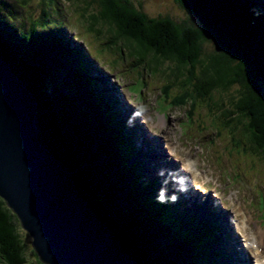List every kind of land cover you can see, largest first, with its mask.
Masks as SVG:
<instances>
[{"label":"trees","instance_id":"16d2710c","mask_svg":"<svg viewBox=\"0 0 264 264\" xmlns=\"http://www.w3.org/2000/svg\"><path fill=\"white\" fill-rule=\"evenodd\" d=\"M34 1L1 0L9 16L0 13V57L25 81L38 102L41 141L69 168L84 199L90 192L100 194L87 202L93 208L98 202L104 218L108 220L111 213L127 214L123 217L126 226L119 228L114 221L108 222H114L110 223L114 237L138 264H198L203 256L193 255L178 239L182 235L174 218H165L151 193L135 184L124 170L118 173L115 169L116 161H120L118 169L127 167L122 156L131 146L122 122L113 117V105L106 101V87L94 75L85 50L74 47L56 29H39L48 22L40 13L44 15L47 1L53 0H38L41 9L37 19L28 17ZM175 1L189 20L163 14L151 17L134 0H79L87 5L82 13L95 6L87 22L91 31L105 37L104 47L134 62L123 63L127 67L123 73L138 78L149 67L153 70L146 71L156 80L164 74L169 80L163 85L166 91L170 87L179 92L172 103L169 100L170 109L187 106V117L193 120L205 108L197 104L199 95L194 96L191 89L201 88L209 99L205 106L209 108L211 132L222 137L226 133L230 145L239 144L236 148L241 151L235 152H244L251 160L248 165L256 164V170L249 173L255 174L264 169V4L260 0ZM24 20L29 21V27ZM210 29L216 35L212 50L206 48L212 42ZM103 51L98 48L99 53ZM119 63L111 60L115 67ZM110 170L115 174L112 178L106 176ZM126 184V197H134V202L128 211V205L120 204L123 211L118 213L113 203L119 199L120 186ZM27 234L0 197L2 264H44Z\"/></svg>","mask_w":264,"mask_h":264},{"label":"water","instance_id":"95a60500","mask_svg":"<svg viewBox=\"0 0 264 264\" xmlns=\"http://www.w3.org/2000/svg\"><path fill=\"white\" fill-rule=\"evenodd\" d=\"M38 102L0 57V197L44 264H138L44 145Z\"/></svg>","mask_w":264,"mask_h":264},{"label":"rangeland","instance_id":"374dc122","mask_svg":"<svg viewBox=\"0 0 264 264\" xmlns=\"http://www.w3.org/2000/svg\"><path fill=\"white\" fill-rule=\"evenodd\" d=\"M9 1H12V0H9ZM260 1L262 2V4H264V0H260ZM134 2L138 5L140 4L141 8L151 17L159 16L163 14V15H170V17L176 20L188 19V15L186 11L182 9L176 3L175 0H134ZM40 3L41 2L38 0L32 3V9L30 10L28 17H33L35 19L38 18V13L41 9ZM47 3H49L48 4L49 6L46 9V13L44 15L40 13V16L42 18H48L46 19V21L48 22H46L43 27L40 26L39 29H43V30H50V29L55 30L56 29L57 30V28L62 27L60 31L58 32L60 35L63 36V34H66L67 37L69 38L67 39L69 40L70 43H72L74 47L77 48L78 46V48L80 49V47L82 46L84 48L83 50H85L86 57H87L86 60L88 61L89 65L91 64L94 68V71H95L94 75L96 74L97 77L101 76V74L103 73L107 75L105 76V78L107 79V82H106L107 85L110 84L111 88L115 87L116 90H119V88H120V91L124 90L126 92L125 97L127 98V101H129L132 104L133 108H139V109L142 108L144 109V111L146 110L145 114L147 115L148 118H150L149 120L151 121L152 127L154 128L152 131H155L153 133H156V131L161 129L162 126H166L167 128L164 131L165 136L166 138L170 140V142H172V144L174 145V148L178 152L181 151L180 153L182 155L186 154L190 156L191 158H195L194 153L195 154L198 153L200 165L202 167L207 166L209 167L211 171L214 172V173L211 172L210 177L204 176L201 178V180L211 181V185L216 187V190L209 189L208 187V188H203L204 191H210V193L212 192L215 195V197H218L222 206H225L227 208L226 202H225V196L223 195V191H222L223 186L219 184L218 177H220L223 179L224 187H225V182L229 186L232 185L235 193H238L236 191L237 189L236 184L238 185L237 187L240 188V190L239 189L237 190H239L240 194H242L245 197L243 199L248 202L246 204L245 201L243 200L245 205L239 208L242 213L244 211V207L248 208V206L252 207V206L258 205V208L260 210H264V200H262L258 204L257 199L254 198L255 195H253L250 192V190L253 187L256 189V192H259V193H261L262 191L264 192V183L263 182H261L260 184L258 183L259 181H262V180L259 179L255 175L256 173L252 174V177L249 176L246 172H243L245 175H239L240 170H241L240 165H238L239 161L244 160L245 158V161L249 163L251 162V160L247 156H245L244 152L242 153V155H239L235 151L228 149L229 147L227 148L225 145L224 147L226 148L224 149V152L221 154L217 153L215 150L212 149V146H213L212 144L211 146H208V147L204 146L203 142H207L209 141V139L212 140L215 137V135L214 134L208 135L207 131L200 132L198 130L199 129L198 126H196V123L188 122L187 113H185V108L187 106L180 107V108H176L173 106L170 109L168 105L169 103L168 96L172 94L178 96L179 92H176L174 89H171L170 87L168 88L169 92L166 91V89L162 86V84H166V82L169 80L164 77V74L163 75L160 74L161 75L160 79L156 80L155 79L156 77L153 76L151 72L146 71V70H153V69H150L149 67H146L144 74L140 75V77L138 78L134 77V75L131 76V75H126L125 72L123 73L124 65L125 66L127 64L130 65L134 62H132L131 59L128 58V56H125L123 57L124 59H122L117 54L115 55L114 54L115 50L113 51V53L109 52L103 45L106 43V39H103L105 37L104 36L99 37L96 32L90 30V25L87 22V17L90 15L91 11H95L94 10L95 6H92L91 9H89L88 11L89 13L85 14V13H82L83 11L82 7H87V5L82 4L81 2H79V0H53L52 2L47 1ZM59 6L61 7L60 8L61 10L62 9L64 10V11L62 10L61 13L59 12ZM97 8L98 7L96 4V12H97ZM0 13H3L9 16V12L7 11V5L1 4V0H0ZM191 21L193 22V18H191ZM24 22L27 27L30 26V23L28 20H24ZM104 30H107V29H104ZM214 33L215 32L212 29H210V31L208 32L209 37L211 38L209 39V41H212V42H208L206 45V48L209 50L214 49V47L216 46V44L214 43L216 39V35ZM98 48H101L104 51L99 53ZM96 56L97 57L100 56V58H96ZM237 56L238 58L240 57V55L238 54ZM113 58L120 60L119 66L115 67L114 64H111V60ZM137 69H139V67H137ZM139 71L141 70L139 69ZM134 74L137 76L136 73ZM145 85H147V87H145L143 90H140ZM262 90L264 89L262 88ZM191 91L194 96L199 95V98H198L199 100L200 99L203 100V97L200 95L202 92L201 88L192 87ZM184 93L187 94V89H185ZM188 93H189V89H188ZM137 96L143 99V101L138 102V100H136ZM217 97L218 96L216 95V98ZM199 100H197V103L200 105L201 102ZM199 111L202 117L200 119L201 122L210 124V118L208 116L210 114L209 110H205V111L199 110ZM189 125H191L190 128H188ZM221 137L222 135L219 136V138ZM222 139H223V143L229 142L228 138L225 136L222 137ZM162 143H163L162 145L165 148L164 150H166L165 154L169 156V151H171L169 142L163 139ZM218 145L223 146L221 144H218ZM182 148H183V151H182ZM185 151H187V153H185ZM241 156H243V158H241ZM176 157H177L176 159L178 160L181 158V156H179L178 154L176 155ZM144 158L146 159H144L143 161L147 164L148 162L151 164L150 161H153L149 156H145ZM119 163L120 161L115 162V169L117 168V170H118ZM125 164H127V162ZM89 165L92 166L93 164H89ZM244 166L249 168L248 165H244ZM253 166L254 165H250L251 169ZM262 166L263 165H261V167ZM76 168L81 169L78 167ZM198 169L200 173L203 172V169L201 168H198ZM262 170L264 171V169ZM102 172H101V175H102ZM106 176L112 178V176H115V174L112 172V170H110ZM224 176H228L227 177L228 181L229 180L234 181L236 182V184L227 182ZM97 185L100 189H102L99 182H97ZM127 189H128L127 184L126 186L121 185L120 188L118 189L119 199L117 202L113 203L115 210L118 211V213H120V211L123 209L122 207L123 205H128V209L130 208L129 206L133 205L134 197L131 199H128L126 197L127 195L125 193ZM225 192L229 195V197L231 196V198L235 202L236 201L240 202V198H238L236 195L229 194L226 190ZM86 195H87V199H85L86 202L88 199H90V201L93 202L94 201L93 198L95 196L98 197V195L100 194L98 192L95 193L94 191V192H90V195L88 193ZM137 195L136 197L138 199ZM194 200L195 198H192L190 202H193ZM229 203L230 201H228V204ZM120 204H122V206H120ZM98 206H99V203L96 202V208H94L95 212L97 214L103 215L99 212L100 210L99 208H97ZM229 208L232 211L234 210L232 206H230ZM242 213L240 215V220L243 221L245 217L246 223L248 222L246 225L245 223H241L242 226L245 225L244 229H246V234L250 231H253L255 232L253 233L255 239L261 238L259 236V232L260 230H264V227L258 224L254 213L250 212V208L246 210V212L244 213V217ZM251 215H252V218H251ZM121 217L123 219V217H125V214L123 215L117 214V216H115V213H111L108 218L110 219V221H114L118 225V227L121 228L123 225L126 226V219L121 220ZM106 218L101 217V219L102 220L104 219V222L109 226V229L111 230L112 226L110 223L114 224V222L109 223L108 222L109 219L107 220ZM117 218L119 219V221L117 220ZM258 221L262 225L261 218H258ZM227 231L225 232L226 234H227ZM231 234L233 235L234 233H231ZM27 236H28V240H30L31 237L28 234ZM235 239L236 237H234L233 239L236 242ZM236 243H239V242H236ZM224 256L226 255L220 253L218 258L220 257L223 258ZM228 259L229 258H227V256L224 258L225 261H228ZM254 262L255 264H259L258 260L255 261L254 259ZM0 264H2L1 260H0ZM233 264H244V263L243 261L242 263H239L237 260H235Z\"/></svg>","mask_w":264,"mask_h":264},{"label":"bare ground","instance_id":"6f19581e","mask_svg":"<svg viewBox=\"0 0 264 264\" xmlns=\"http://www.w3.org/2000/svg\"><path fill=\"white\" fill-rule=\"evenodd\" d=\"M166 128H167L166 126L163 127V131L166 130ZM149 135H150V132H149ZM145 138L147 139V136ZM161 138H163V135L161 136ZM152 140H154L156 142L155 143V147L156 148L154 149L156 151H153V155L154 156H156V155H163L165 152H164V148H162L161 144H159L160 143V138L156 139V138L153 137ZM156 152H159V153L157 154ZM155 164L162 166V174L161 173H158V174L159 175L161 174L163 176L166 175V172L171 167H175L176 166L175 163L172 162V160L170 158H163V159L162 158H159ZM184 169L186 170V168H184ZM178 172H181V170H179ZM211 172L213 173V171H211ZM147 173L148 174H151L152 172H147ZM158 174L155 173V175H153V182L156 181V177L158 178ZM178 174L180 176V173H178ZM212 175H214V174H212ZM180 177L185 181V183H184V181H180L179 182V185L183 186V189H184L185 194H186L184 196V199L187 201V205L188 206H194V207H196V209H198L200 211V213L203 212L204 208H202V207H204L205 205L207 207H210V208H215L217 206V204H216L215 201L210 200V199H208L205 196L201 197V194L200 193H198L196 191L186 190L188 187L190 188V186H191L190 181H189L190 180V176H189L187 170L185 171V176H183V177L180 176ZM229 182H232V183L236 184V182L231 181V180H229ZM230 187H232V185H230ZM209 192L210 191H207V193H209ZM192 198H195V200L193 202H190L192 200ZM198 200H200L201 202H205L204 205L199 206L200 208L197 207L199 205L198 202H197ZM195 204L197 206H195ZM217 213L218 214H217L216 217L218 219H221L223 222H225V223H223V227H222L223 228V231L226 232L229 229L227 231V234L229 236L232 235L231 233H235L234 235L238 234L237 231H238V229H240L239 224H237V223L234 224V223H232L231 220H228V218H227L228 215H227V213L224 210H222L220 208H217ZM209 227H210V224H207V226H205L206 229H208ZM259 236L261 237V242L264 244V230H260ZM235 240H236V242H239L238 238H236ZM236 242L234 241V245L232 246V251H235L236 253H238V254L241 255V259H240L241 261H243V260H245V259L248 258V262H251V264H253L252 259H251V255H250V250L248 249V252H246L245 249L241 250L240 249V244L239 243H236ZM227 258H229L227 262L230 263L231 262V257L227 256ZM248 262H245V263L247 264Z\"/></svg>","mask_w":264,"mask_h":264},{"label":"clouds","instance_id":"9594fccd","mask_svg":"<svg viewBox=\"0 0 264 264\" xmlns=\"http://www.w3.org/2000/svg\"><path fill=\"white\" fill-rule=\"evenodd\" d=\"M173 200H175V197H173ZM100 218H101V215L100 214H97ZM102 217L104 218V216L102 215ZM104 220V219H103Z\"/></svg>","mask_w":264,"mask_h":264}]
</instances>
